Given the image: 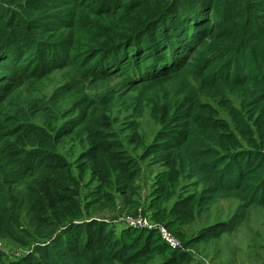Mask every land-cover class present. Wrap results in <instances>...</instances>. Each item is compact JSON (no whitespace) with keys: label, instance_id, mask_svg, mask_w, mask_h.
<instances>
[{"label":"trees","instance_id":"16d2710c","mask_svg":"<svg viewBox=\"0 0 264 264\" xmlns=\"http://www.w3.org/2000/svg\"><path fill=\"white\" fill-rule=\"evenodd\" d=\"M56 71L66 83L49 101L22 96ZM182 77V98L169 99ZM143 87L151 96L133 99ZM242 92L250 100L238 110L229 98ZM202 97L220 99L232 124ZM131 103L159 127L140 160L176 167L155 206L178 198L165 228L224 197L264 205V0H0V236L13 234L25 206L47 228L46 242L12 261L0 251V264L190 262L155 242L156 230L118 236L79 204L70 219L48 204L63 189L58 148L78 131L90 143L82 162L99 173L106 199L139 191L140 160L111 117ZM65 104L76 115L59 129L35 123ZM17 188L28 199L14 197Z\"/></svg>","mask_w":264,"mask_h":264},{"label":"rangeland","instance_id":"374dc122","mask_svg":"<svg viewBox=\"0 0 264 264\" xmlns=\"http://www.w3.org/2000/svg\"><path fill=\"white\" fill-rule=\"evenodd\" d=\"M184 80L185 77H182L170 87L169 99L182 98L186 88ZM65 83L63 72L56 71L43 83L30 82L29 87L21 94L29 101L33 95L43 101H49ZM152 93L153 89L143 87L133 94L132 98L141 101ZM229 99L235 109L243 110L247 107L250 97L242 92L230 96ZM202 102L210 105L226 123L232 124L231 112L220 99L202 97ZM136 106L132 103L124 107L117 105L113 108L111 117L114 129L120 132L126 149L140 160L145 145L153 139L159 127L155 125L149 110L143 117L135 116L132 107ZM75 115L74 108L65 104L50 120L41 115L35 119V123L59 129ZM89 148L88 138L82 131L64 140L58 148L63 166L60 173L63 175L57 176L63 189L51 195L48 204L53 203V210L59 217L70 219L72 211L79 204L83 208L82 211L89 212L94 220L108 224L118 236H129L133 234V230L134 233H139L140 229L128 227L126 220L164 227L170 218L169 211L175 206L178 198L172 197L169 202L166 199L159 201L161 212L155 206L160 196H163L160 188L177 176L176 167L172 164L158 165L150 160H140L141 173L137 179L139 191L135 195L115 194L114 201H109L101 188L99 173L89 170L82 162V155ZM3 167L0 163V173ZM13 196L28 199L24 188L15 189ZM54 200L58 203H54ZM29 209L30 207L25 206L16 213L18 223L12 225L13 234L10 237L0 236V251L9 257V261L19 259L34 245L46 242L43 236L47 228L35 220V215ZM170 233L182 245L181 249L173 250H179L185 254L186 260L190 261L184 264H264V205L252 204L241 196L220 198L201 211L194 210ZM155 238V242L160 246L165 244L157 234ZM187 244L192 246L186 248Z\"/></svg>","mask_w":264,"mask_h":264},{"label":"built area","instance_id":"2783aa9c","mask_svg":"<svg viewBox=\"0 0 264 264\" xmlns=\"http://www.w3.org/2000/svg\"><path fill=\"white\" fill-rule=\"evenodd\" d=\"M128 227L140 230H158V233L161 239L172 249H181L182 245L177 240V238L170 233V231L165 227L153 226L148 224L147 222L142 223L141 221L135 220H126Z\"/></svg>","mask_w":264,"mask_h":264}]
</instances>
